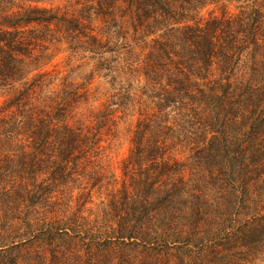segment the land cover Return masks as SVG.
<instances>
[{"label":"trees","instance_id":"obj_1","mask_svg":"<svg viewBox=\"0 0 264 264\" xmlns=\"http://www.w3.org/2000/svg\"><path fill=\"white\" fill-rule=\"evenodd\" d=\"M225 1L238 4L235 18L180 21L184 5ZM135 2L164 23L146 43L158 111L137 120L133 151L152 160L165 147L163 130L184 134L202 181L189 187L170 178L173 166L151 163L94 215L86 197L97 179L88 177L91 142L81 131L46 114L27 129L0 118V264H250L264 256V0ZM55 19L39 7L1 15L0 86L24 79L17 27ZM168 108L177 111L172 121ZM193 119L200 132L188 130Z\"/></svg>","mask_w":264,"mask_h":264},{"label":"rangeland","instance_id":"obj_2","mask_svg":"<svg viewBox=\"0 0 264 264\" xmlns=\"http://www.w3.org/2000/svg\"><path fill=\"white\" fill-rule=\"evenodd\" d=\"M32 7L48 9L60 20L17 27L19 57L26 65L24 79L0 86V118L23 122L27 129L46 114L57 127L81 131L91 142L84 165L88 177L97 179L89 181L94 186L86 197L94 215L102 212L113 190L124 182L135 185L130 184L131 177L137 178L139 170L151 163L166 162L174 167L170 178L178 176L195 188L205 173L191 164L188 149L180 144L184 134L163 130L158 142L165 147L152 160L146 153L133 151L137 120L152 118L158 111L152 92L147 91L146 43L151 33L161 30L163 18L145 17L135 0H0V17ZM180 10L184 24L212 16L233 19L239 13L238 4L228 1L199 8L184 5ZM239 74L235 72L233 79ZM172 109L166 110L169 121L177 116ZM188 130L200 132V125L191 124ZM252 263L264 264V256Z\"/></svg>","mask_w":264,"mask_h":264}]
</instances>
